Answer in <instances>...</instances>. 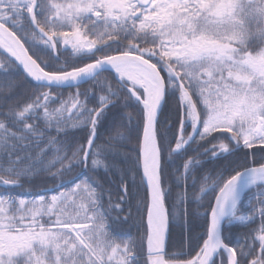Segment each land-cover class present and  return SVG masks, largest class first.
<instances>
[{
	"label": "snow or ice",
	"instance_id": "6c2138e0",
	"mask_svg": "<svg viewBox=\"0 0 264 264\" xmlns=\"http://www.w3.org/2000/svg\"><path fill=\"white\" fill-rule=\"evenodd\" d=\"M121 156L127 172L105 163ZM40 177L53 188L22 191ZM129 178L135 238L107 223L131 216ZM201 207L203 234L174 244L170 219ZM0 264H264V0H0Z\"/></svg>",
	"mask_w": 264,
	"mask_h": 264
},
{
	"label": "trees",
	"instance_id": "16d2710c",
	"mask_svg": "<svg viewBox=\"0 0 264 264\" xmlns=\"http://www.w3.org/2000/svg\"><path fill=\"white\" fill-rule=\"evenodd\" d=\"M89 85L85 84L80 88V91H84L85 88H88ZM74 89H67L63 90L64 98L67 99L69 95L72 94ZM31 95V92L25 87L20 90V102H23L24 99H26L28 96ZM53 107H57L54 105ZM131 111V110H129ZM134 114V113H133ZM111 118V117H110ZM110 122V119L107 123ZM82 130L80 128H73L68 127L66 131L60 133L59 138L67 137L69 142H72L74 139L82 138L81 136ZM98 135L100 137V142L104 143L109 139V132L105 126H101L98 128ZM136 147L135 141H132L131 143L127 144L126 146L122 148H118V150L123 155H129L134 156V153L131 151ZM255 159L257 158H250L249 162L254 163ZM240 161L241 163L242 158L241 157H233L231 160L227 161H212L207 158H202V172H197L196 176L194 177L195 180L200 181L203 176H208L209 181L214 179L218 173H223L227 175V173L230 171L231 167L235 165V162ZM114 163L116 166V169H119L123 172H127V169L129 165L125 164L123 161L122 156L112 158L109 157L108 160L105 161V163ZM176 165H179L182 163V161L177 160ZM47 177H40L36 178L34 180V183L31 187L26 186L25 189L22 191L31 192L33 194L36 193H42L46 188H53L52 184H46L44 183V180H46ZM98 181V183L104 188V189H111V191L115 194L118 189L119 179L118 175L115 173L111 174L110 176H105L102 170L98 171V174L94 177ZM137 182L139 183V176L137 175ZM128 186H129V192H128V203L125 205L126 208H130L131 216L129 217V220L127 223H114L112 220H108V225L111 226V229H114L116 233H122V234H130L133 238L137 237L138 234L142 233L143 228L141 227V221L139 219L138 213H137V205L140 203V199L143 196V188H133L131 179H128ZM172 189L173 192L176 193L179 191L178 186L176 183H172ZM99 191V189H97ZM187 190L189 192L192 191V181H188ZM257 191L259 189L257 188ZM115 198V196H114ZM210 199V198H209ZM251 199V196H247L243 201V207L246 209L248 208V200ZM258 201L255 202L256 205H258ZM203 204L206 206L207 201H203ZM195 207V205L189 204V212L191 213V210ZM201 212V216L199 218H193L191 214H189L183 223L180 222L179 218L174 222L170 219V235H171V241L174 244H179L182 239L187 240L191 236H198L203 234L205 229V221L202 218V214L204 211V208L201 207L199 209ZM143 213V209H141V214ZM128 212L125 211V215H127ZM139 229V232H138ZM248 229L240 226V225H233L230 228L225 229V235L229 236L232 241H235L237 239H241L243 234L247 232ZM114 234L112 231H110V235Z\"/></svg>",
	"mask_w": 264,
	"mask_h": 264
},
{
	"label": "water",
	"instance_id": "95a60500",
	"mask_svg": "<svg viewBox=\"0 0 264 264\" xmlns=\"http://www.w3.org/2000/svg\"><path fill=\"white\" fill-rule=\"evenodd\" d=\"M169 232H170V221H169Z\"/></svg>",
	"mask_w": 264,
	"mask_h": 264
}]
</instances>
